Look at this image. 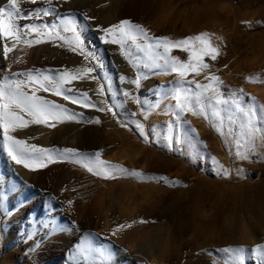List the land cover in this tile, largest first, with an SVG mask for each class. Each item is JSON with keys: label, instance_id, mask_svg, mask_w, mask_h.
<instances>
[{"label": "rangeland", "instance_id": "obj_1", "mask_svg": "<svg viewBox=\"0 0 264 264\" xmlns=\"http://www.w3.org/2000/svg\"><path fill=\"white\" fill-rule=\"evenodd\" d=\"M174 11L178 15L174 20V28L166 22L162 29H159L160 33L158 30V33L148 32L149 36L176 40L203 32L209 33L212 44L219 47L221 55L215 61L205 57V62L210 65L209 69L198 76L190 72L187 79H197V82L206 84L209 81L205 76L210 72L215 73L223 81L220 92L225 99H234L233 93L238 94V90L242 89L246 94L244 102L249 104L252 87L264 89V0H177L171 13ZM194 11H198L197 20L184 28L187 15ZM158 13L159 11L152 13L149 8L144 7L137 10V13L130 12V20L146 29L152 25L153 18ZM138 43L141 44L140 48L131 41L128 44L126 42L123 51L119 44L123 59H128L125 54L128 47L134 48V54L130 52V58L125 59L128 65L123 67L122 74L112 77V89L118 88L120 91L115 98V104L108 91L106 96L101 95V108L105 110L101 111L97 119L109 132L101 140L105 145L102 158L107 156L108 159L110 156V165H120L128 170L133 159L139 160L143 175L134 179L128 174L129 176L123 179L126 181V187L123 193H120V184L106 183L94 172L86 171L80 181L75 180V171L71 169L66 172L70 177L69 182H52L50 187L44 189L47 198H55L63 204L65 222L72 227L74 234L80 235V240L84 238L77 241L82 253L85 249L89 250L90 238L95 236L93 234L99 238L105 237L91 220L96 219L105 209L132 204L139 206L140 213L136 218L138 227L115 230L116 233L119 232L118 235L116 234L115 239L110 237L114 246L130 252V256H136L134 250L138 249L136 246L131 248L132 237L143 236L144 239H149L155 235L154 232L161 224L170 221L175 225L181 221L186 224V228H180L174 235L173 247L166 253V258L170 259L171 264H227L232 258V253L226 252L225 249L241 246L244 248V264H256L257 260L259 264H264L259 254L264 253V147L257 141L255 151L251 152L247 159L238 157L236 140L243 145L242 129L235 132V139L232 136H221L212 121L199 112L184 113L187 123L200 134L199 143L196 145L200 157L196 164L191 163L187 157L181 158L178 153H169L160 144H155L151 132L147 129L143 135H138L140 130L137 126L130 125V113L135 111L136 107L146 109L157 105L161 91L159 70L175 85H178L176 82L179 79L177 73L170 71L163 66L162 61L156 59L158 54L163 53L162 47L150 50L146 47L149 42L142 38ZM198 44L199 42H195L196 46ZM142 49L145 51L141 52ZM170 55L178 56L181 61L189 59L187 51L176 48L172 49ZM141 57L145 60L142 61ZM156 64L161 66L157 67ZM138 73L141 74L139 87L130 82L137 78ZM249 77L259 79L250 80ZM106 90L108 89L105 88ZM108 108L112 111H108ZM232 115L238 123L239 118L234 112ZM227 126L226 121L225 128ZM240 150L245 151L243 147ZM160 159L164 161L159 163ZM3 169L8 170L7 166ZM182 169H189L190 174L181 173ZM72 176L74 178H71ZM84 176L87 179L83 178ZM161 177H167L168 180H161ZM172 181L180 183L173 185ZM90 184L92 185L89 186ZM55 187H59L63 193L56 194L53 189ZM170 200L174 201L173 207L169 204ZM109 201H112L113 206H109ZM167 212H171L170 216ZM52 221L49 222L53 223ZM79 222L86 224L82 228ZM118 225L125 223L120 222L115 225V229ZM243 226L247 232L242 229ZM246 233L253 236L254 240L246 239L247 243L245 241L243 245L238 243ZM58 237L56 231L47 233L41 227L25 231L0 230V261L4 264H44L42 258L34 257L36 248L49 245L52 240L58 241ZM226 243L227 245H224ZM74 246L75 243L72 247ZM67 247H71V244ZM70 249L68 248L67 252ZM256 249L258 251H254ZM67 256L54 264H69Z\"/></svg>", "mask_w": 264, "mask_h": 264}, {"label": "bare ground", "instance_id": "obj_2", "mask_svg": "<svg viewBox=\"0 0 264 264\" xmlns=\"http://www.w3.org/2000/svg\"><path fill=\"white\" fill-rule=\"evenodd\" d=\"M176 1L37 0V3L33 4L30 0H19L25 13L37 7L54 9L51 15L47 17L42 16L39 19L21 20V24H55L58 26L61 35L66 37V40L48 39L45 37V42L31 46L19 43L5 57L3 53L4 44L6 43L11 48L15 41L10 38H0V79L9 72L22 73L30 69L54 76L58 72L68 70L72 75L79 74L82 78L72 80L70 84H66V89H73V91H66V94L73 98L83 100L82 93L87 92L88 98L96 105V107L85 108L82 104H73L70 100H64L62 96H56L52 92L41 91L38 93V95L44 96L48 100H53L69 109V114H75V119L72 120L51 121L50 123L54 122L56 124L55 127H49L45 124H29L28 127L17 128L11 133L17 139L24 140L28 145L34 144L43 148H57L60 150L64 148L77 149L76 154H54V162L52 163H48L45 159L43 162L47 166L43 168L37 167L33 170L32 168H26L23 164H17L6 150L5 142L2 138V129H0V230L16 231V229H21L25 231L31 228L35 230L41 227L47 233L56 231L59 234L58 241L52 240V242L48 243L49 245L38 247L35 250L34 257L42 258L44 264H54L65 255H68L66 258L70 262L69 264H171L170 259L166 258V253L173 247L172 239L174 235H176L180 228H186L185 223L178 221V223L176 222L175 225H172L170 221H164L165 223L161 224L154 232L155 235L153 233L154 236H150L149 239H144L143 236L132 237L130 239V246L131 248L136 246L138 249L136 248L137 250H134L136 256H130V252L114 246L112 243L113 239H110V237L115 239L116 234L118 235L119 232L116 233L117 231L115 230L117 228L115 229V225L120 222L125 223L124 229L129 228L127 225H131V228L138 227L136 218H138L140 213L139 206L122 204L116 209L104 208L105 210L96 219L91 220V222H93L96 228H100V231L104 233L105 237L99 238L96 234H93L95 236L90 238L91 245L89 250L86 251L85 249L82 253V251H79V245H77V241L79 242L80 240V235H77L78 233L74 234L72 227H69L63 217V204L55 198H47V193L44 189L50 187L52 182H56V184L69 182L68 179L70 177L67 176L68 174L66 175V172L71 169L76 174L75 178L73 177L74 175L71 178L80 181L79 179L88 171L85 165L91 166L89 161L90 159H94V154L98 151L100 152V159L108 162V165L104 166L108 169L107 178L103 169H100L101 174L99 176L106 183H113V185L120 184V193L126 187V181H123L125 177L130 175L134 179L140 178V176L132 174L134 171L141 173L142 169L139 168L141 165L139 160L133 159L130 162V170L123 167L120 169H112L108 161L110 156L108 159L106 158L107 156L105 158L101 156L103 155V148L105 146L101 140L109 134L106 130L107 127L104 129L100 125L101 123L96 122L98 116L101 115V97L103 95L106 96L108 91L109 94L111 93L110 99L115 104V98L120 91L118 88H114L115 90L112 89V77L114 75L116 76V74L121 75L124 70L123 67H127L128 65L125 60L127 58L124 57L123 59L120 55L119 44L106 42L112 39V35H106L102 29L108 28L110 25L118 24L125 19L130 20V12L137 13V10L144 7L149 8L152 13L159 11L153 18L152 25L146 28L148 32L155 33V31H159L166 22L173 27L175 25L174 20L178 16L177 12L175 13L176 9L171 13L172 9L176 7ZM6 4L7 0H0V7ZM197 18L198 11L187 15L183 27L190 26ZM66 20L74 22L77 31L81 33L84 42L83 52L80 50H71L75 46L76 40L72 31L63 30ZM26 38L36 39L39 37L33 32ZM143 51L145 50L142 49L141 52ZM130 52L134 54V48H127L125 54H127L128 59L130 58ZM88 53H91V56L86 59ZM141 59L142 61L145 60L144 57H141ZM85 68H92L93 71L90 73L80 71ZM159 72L161 91L157 105L150 106L146 109L136 107L135 111L130 113V125L133 127L137 126V122L142 123L144 130L146 131L147 129L148 132H151L155 144H160L169 153H178L181 158L187 157L191 163L196 164V161L200 157V152L196 149L200 134L197 129H193L187 123L184 119V113L179 118L173 114L177 111L174 107L176 101L173 98V92L179 85H175V83L169 80L170 78L167 79V76L162 75L163 71L159 70ZM138 75L141 77L140 73ZM10 78L15 79L16 77ZM19 78L26 80V77L23 76ZM101 87L103 94L100 92ZM184 87L192 88L187 84ZM105 88L108 90L105 91ZM252 88V91L255 93L252 92L250 96H255L260 103H264V89L262 90L260 88V90L258 86ZM25 90L31 91L27 84L25 85ZM242 99L244 101L245 95ZM250 103L251 100L249 99ZM187 112L193 113L192 111ZM22 115H24L25 119H30L26 113H22ZM138 132L137 134L141 135L140 131ZM22 155L23 158L28 159L31 154L24 152ZM162 161L164 160L160 159L158 162L161 163ZM29 162L32 163L31 160ZM5 166H7L8 170L3 169ZM143 166L145 165L143 164ZM124 169H127V171H124ZM129 171L130 173H128ZM182 172L190 174L188 173L189 169L187 171L182 169ZM89 176L87 175V177ZM83 178L86 177L84 176ZM81 184L83 183L81 182ZM109 187L111 188L112 186ZM53 189H55L56 194L61 195L63 193L59 187ZM173 200L169 201L171 207L175 205ZM108 204L109 206H113L112 201H109ZM167 213L170 216L171 212ZM50 220H53V223L49 222ZM79 224L83 228L86 223L79 222ZM242 229L247 232L245 226ZM248 236L251 235L248 233L244 234L238 243L243 245L246 239L254 240L253 236L249 238ZM73 243H75L74 247H72ZM69 244H71V247H67ZM224 245H227V243ZM68 248H71L69 252H67ZM0 264H4L3 261H0ZM256 264H259L258 260Z\"/></svg>", "mask_w": 264, "mask_h": 264}, {"label": "snow or ice", "instance_id": "obj_3", "mask_svg": "<svg viewBox=\"0 0 264 264\" xmlns=\"http://www.w3.org/2000/svg\"><path fill=\"white\" fill-rule=\"evenodd\" d=\"M31 3L36 4L37 0H30ZM54 11L53 8L37 7L34 10L25 13L21 7L19 0H7V4L0 7V38L12 39L15 43L9 48L4 44L3 53L7 57L8 53L16 48L17 44L23 43L31 46L45 42L44 38L66 40V37L61 35L58 26L55 24H35L26 23L21 24V20L39 19L42 16L47 17ZM64 31H72L76 44L71 48L72 51L80 50L83 52L84 42L82 35L77 31L75 23L72 21H65ZM107 35L111 34L110 41L114 44H120L122 51L126 42L131 41L137 48L141 47L138 41L141 38L148 41L146 47L150 50L154 48H163V53L158 54L156 59L163 62V66L170 71L178 74L177 84L179 85L173 92V98L176 103L174 105L177 110L173 114L179 118L183 113L192 111L194 114L199 112L206 118H209L213 126L220 133L221 136H232L235 139V132L242 129L244 137L243 145L236 140V155L242 159H247L248 155L255 151L257 141L261 147H264V103H260L255 96H250V104H245L242 97L246 95L243 90H238L233 93L234 99H225L220 92V86L223 81L215 73H208L205 79L209 81L206 84L197 82L195 79L188 80V74L194 72L197 76L205 70L209 69V63H206L204 58L210 57L215 61L221 55L218 46H214L211 42L210 35L207 32L200 33L196 36H189L182 39L172 40L168 37H152L149 36L148 30L139 24H135L130 20H122L118 24L110 25L108 28L102 29ZM36 33L39 38L28 39L32 33ZM154 41V43H152ZM195 42H199L198 46ZM180 49L189 53L188 61H181L178 56L170 55L172 49ZM91 56V53L86 55V59ZM155 66L159 67L160 64ZM148 67V65H145ZM83 73H90L92 68H85L80 70ZM26 77L20 79L19 77ZM10 77H16L11 79ZM82 78L79 74L72 75L68 70L58 72L56 75L45 74L37 70H27L22 73L9 72L0 79V129H2V138L5 142V147L8 154L17 164H23L26 168L37 167L43 168L47 164L43 161L46 159L48 163L54 162L53 155L61 154H76L77 149L64 148L62 150L57 148H43L37 145H28L24 140L17 139L11 133L17 128H26L29 124H45L49 127H55L56 124L51 121H63L64 119H75V114H69V109L53 100H48L44 96L38 95L39 92H52L56 96H62L64 100H70L73 104H82L83 107H96L88 98V93H82L83 100L73 98L66 94V91H73V89H66V84H70L72 80ZM123 78V77H122ZM250 80H258L259 78L249 77ZM131 83L140 85V76L131 80ZM28 85L31 91L25 90V85ZM185 84L194 85L193 88L184 87ZM103 94V89H100ZM125 95H130L125 93ZM139 103V101H137ZM211 109V111H209ZM101 111L105 109L101 108ZM112 111L111 108L107 109ZM235 113L239 118V122L234 119L232 113ZM22 113H26L30 119H25ZM227 121V128L225 122ZM99 123V120H96ZM235 125V127H233ZM137 128L140 129L141 134H144V125L137 122ZM241 147L245 151H241ZM30 153L28 159L23 158V153ZM32 161V163L29 162ZM79 162V161H77ZM89 165H85L89 172H94L97 175L101 174L100 169H103L107 178L108 165L107 161L100 159V152L94 154V159H90ZM112 169L122 168L120 165H110ZM127 171V169H124ZM133 175L142 176L143 173L133 172ZM225 174H227L225 170ZM161 180H168L167 177H161ZM173 185L180 183L179 181H172ZM71 203V201H69ZM143 222V221H141ZM130 227L131 225H127ZM125 225H118L117 231L123 229ZM115 234V233H114ZM259 249V246H258ZM258 249L254 251H258ZM226 252L232 253V258L227 264H244V248L243 246L237 248L225 249ZM262 261H264V253H259Z\"/></svg>", "mask_w": 264, "mask_h": 264}]
</instances>
